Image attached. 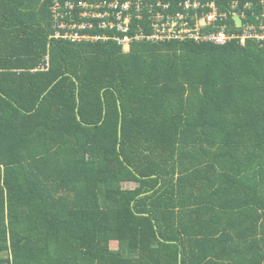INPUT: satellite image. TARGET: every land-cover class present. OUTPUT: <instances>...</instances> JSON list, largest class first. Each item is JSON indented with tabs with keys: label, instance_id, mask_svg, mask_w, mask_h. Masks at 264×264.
Here are the masks:
<instances>
[{
	"label": "trees",
	"instance_id": "obj_1",
	"mask_svg": "<svg viewBox=\"0 0 264 264\" xmlns=\"http://www.w3.org/2000/svg\"><path fill=\"white\" fill-rule=\"evenodd\" d=\"M49 8L0 0V264H264V41L125 52Z\"/></svg>",
	"mask_w": 264,
	"mask_h": 264
},
{
	"label": "built area",
	"instance_id": "obj_2",
	"mask_svg": "<svg viewBox=\"0 0 264 264\" xmlns=\"http://www.w3.org/2000/svg\"><path fill=\"white\" fill-rule=\"evenodd\" d=\"M50 39L134 43L194 41L225 46L264 41V0H50ZM46 56L39 69L46 70Z\"/></svg>",
	"mask_w": 264,
	"mask_h": 264
},
{
	"label": "crops",
	"instance_id": "obj_3",
	"mask_svg": "<svg viewBox=\"0 0 264 264\" xmlns=\"http://www.w3.org/2000/svg\"><path fill=\"white\" fill-rule=\"evenodd\" d=\"M261 181H263L262 180V178H260V176H259V178H257V183H259V182H261ZM204 248H209V251L211 250V246L209 245V244H207ZM233 260H229V263H231ZM237 264V263H236Z\"/></svg>",
	"mask_w": 264,
	"mask_h": 264
},
{
	"label": "rangeland",
	"instance_id": "obj_4",
	"mask_svg": "<svg viewBox=\"0 0 264 264\" xmlns=\"http://www.w3.org/2000/svg\"><path fill=\"white\" fill-rule=\"evenodd\" d=\"M128 187H129V188H133V187H135V185H134V184H130ZM116 247H117V245L114 243V244H113V248H116Z\"/></svg>",
	"mask_w": 264,
	"mask_h": 264
}]
</instances>
